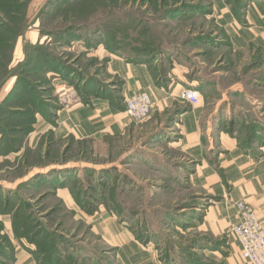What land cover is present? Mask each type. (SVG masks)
Returning <instances> with one entry per match:
<instances>
[{"label":"rangeland","instance_id":"374dc122","mask_svg":"<svg viewBox=\"0 0 264 264\" xmlns=\"http://www.w3.org/2000/svg\"><path fill=\"white\" fill-rule=\"evenodd\" d=\"M251 2L0 0V40L8 44L0 47V264H131L130 255L139 261L145 257L138 250L126 257L121 247L107 246L94 235L92 227L103 216L163 264L225 263L236 246V218L219 210L215 219H206L204 210L219 196L193 184L194 164L182 159L150 169L120 165L132 156L139 163L145 142L167 149L162 137L143 135L136 151L128 155L123 149L122 161L79 156V166L54 171L44 152L48 135L41 134L33 150L38 158L28 136L40 115L46 120L62 106L61 88L52 93L56 85L85 94L86 101L113 90V83L103 79L111 56L153 69L182 68L209 85L227 80L226 97L241 99L242 89L251 99L264 100V39L259 35L264 28L253 29L246 20ZM222 10L245 32L235 46ZM15 46L21 49L19 58L12 56ZM221 126L232 135L237 131L235 137L247 147L264 133V121L244 117ZM58 179L63 186L71 184L72 203L50 192L57 183L62 187Z\"/></svg>","mask_w":264,"mask_h":264},{"label":"crops","instance_id":"0c3cea01","mask_svg":"<svg viewBox=\"0 0 264 264\" xmlns=\"http://www.w3.org/2000/svg\"><path fill=\"white\" fill-rule=\"evenodd\" d=\"M245 12L246 20L255 27L253 29L264 28V0L248 3ZM226 13L228 10H222L226 25L233 28L230 38L235 46L238 38L245 36V32L239 30L234 19ZM259 35L264 39V31ZM14 48L12 56L19 58L21 49L19 46ZM228 73L221 74L223 79ZM161 76L163 82L159 83ZM103 79L104 82L113 83V90L105 96H93L88 101L85 100V94L70 92L68 85L53 87V96L61 88V99L58 96V100L60 99L62 106L55 112H49L51 117L46 120L42 115L40 120L36 119L33 132L28 136L33 155H36L33 150L37 149L39 137L44 132L48 135L44 152L53 160L49 168L54 171L74 169L76 165L79 166V156H94L99 160L110 156L113 159L111 163L118 159L122 161L123 149H128V155L131 151H136L138 138L141 140L143 135L150 134L152 139L160 136L167 149H160L151 141L145 142L140 150L145 157L139 163L132 156L120 165L138 164L150 169L154 165L175 164L186 159L194 164L190 174L193 184L206 188L209 194L219 196L217 204L204 210L206 219L210 215L215 219L218 215L216 211L221 210L222 214L235 217L237 224L238 215L234 204L243 201L254 209L264 227V133H259L260 136L254 138L256 140L247 147L241 145L235 137L237 131L232 135L221 126L224 122L230 123L236 118L242 120L243 117L263 122V99H251L249 91L242 89L238 90L242 91L243 98H229L226 96L230 95L231 88L224 87L225 84L228 85L227 80L225 84L222 81L209 85L205 77L187 74L182 68L171 71L153 69V66L135 64L117 56L109 58ZM252 86L250 84L248 88L251 89ZM184 89L200 92L201 98L195 107L180 99L179 94ZM141 92L148 93L154 105L151 115L137 124L126 117L125 101ZM40 126L43 127V132H38L37 128ZM161 130L164 132H160ZM156 132H160V135ZM57 157L60 159L57 160ZM59 161L61 165L57 164ZM58 180L60 184L62 181V187L57 183L53 185L56 188L50 192L54 191L63 201L72 203L73 195L69 190L71 184L63 186L64 180ZM101 220V223L93 225L92 231L94 235L102 236L107 246L121 247L126 257L128 252L134 250L144 253L145 257L140 261L134 255H130L126 261L131 264H163L152 257L149 247H139L109 217L103 216ZM235 244L224 264H249L242 258L237 241Z\"/></svg>","mask_w":264,"mask_h":264},{"label":"built area","instance_id":"2783aa9c","mask_svg":"<svg viewBox=\"0 0 264 264\" xmlns=\"http://www.w3.org/2000/svg\"><path fill=\"white\" fill-rule=\"evenodd\" d=\"M179 97L192 107H195L201 94L199 91L184 89ZM153 101L146 92L134 94L125 101V115L139 124L152 113ZM238 223L232 227V233L240 246L243 259L249 264H264V227L259 221L254 209L243 201L234 204Z\"/></svg>","mask_w":264,"mask_h":264},{"label":"trees","instance_id":"16d2710c","mask_svg":"<svg viewBox=\"0 0 264 264\" xmlns=\"http://www.w3.org/2000/svg\"><path fill=\"white\" fill-rule=\"evenodd\" d=\"M7 43L6 42H3V41H1L0 40V47H3V49H6L7 48ZM6 46V47H5ZM2 50V49H1ZM3 58L1 57L0 58V68L2 69L3 68V66H4V64H3V60H2ZM3 64V65H2Z\"/></svg>","mask_w":264,"mask_h":264}]
</instances>
